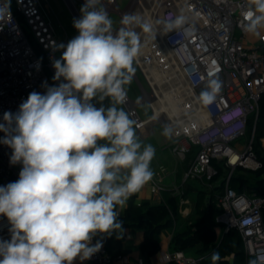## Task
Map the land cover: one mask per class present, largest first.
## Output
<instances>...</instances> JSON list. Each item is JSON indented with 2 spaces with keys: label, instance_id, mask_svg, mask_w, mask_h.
<instances>
[{
  "label": "built area",
  "instance_id": "built-area-1",
  "mask_svg": "<svg viewBox=\"0 0 264 264\" xmlns=\"http://www.w3.org/2000/svg\"><path fill=\"white\" fill-rule=\"evenodd\" d=\"M12 2L43 59L10 8L0 18V123L6 111H18L29 93L43 94L46 87L61 82L53 80V63L63 51L57 46L68 42L65 32L58 33L50 20L44 0ZM64 2L72 17L79 19L77 4L85 0ZM102 4L109 16H117L118 29L126 14L138 15L152 25L149 33L131 26L141 41L133 65L143 81L140 84L135 75L142 98L134 102L126 96L122 106L135 120L142 139L151 136L158 125L171 130L161 148L172 152L182 167L180 185L174 173L169 189L179 198L183 215L188 217L193 207L186 192L204 193L218 211L217 222L224 232L236 231L245 256L264 264V173L259 178L255 175L264 168V114L263 136L259 137L264 30L257 36L243 28L244 12L253 7L252 0H130L123 10L118 0H102ZM177 16H183L184 23L167 29L165 22ZM205 93L212 94L211 102L204 101ZM140 106L147 107L146 118L140 116ZM243 139L246 142L240 146ZM11 153V148L0 143V186L19 178L22 165L10 163ZM144 188L153 196L164 190L154 178ZM10 227L7 218L0 216V239L10 240ZM100 238L97 235L92 240V244L102 243L100 251L85 263L129 264L124 255L111 256ZM129 239L125 235L122 242ZM162 260L164 264L199 262L182 251L166 252ZM134 264L145 263L138 260Z\"/></svg>",
  "mask_w": 264,
  "mask_h": 264
},
{
  "label": "clouds",
  "instance_id": "clouds-1",
  "mask_svg": "<svg viewBox=\"0 0 264 264\" xmlns=\"http://www.w3.org/2000/svg\"><path fill=\"white\" fill-rule=\"evenodd\" d=\"M243 28L261 35L264 0H252ZM10 0L0 3V18ZM73 20L78 35L55 60L56 86L29 93L17 112L6 111L0 143L11 148L10 163L21 164L18 180L0 186V216L10 224V240L0 239V264H73L90 259L102 243L95 236L123 234L120 213L154 177L155 148L137 135L123 107L141 50L139 34L149 22L126 14L113 30L102 0H85ZM183 16L165 22L169 30ZM206 103L213 99L205 93ZM108 104L105 105V101ZM100 106L97 107L96 105ZM166 128L164 135H170ZM220 259L212 253V264ZM255 264V261H249Z\"/></svg>",
  "mask_w": 264,
  "mask_h": 264
},
{
  "label": "trees",
  "instance_id": "trees-1",
  "mask_svg": "<svg viewBox=\"0 0 264 264\" xmlns=\"http://www.w3.org/2000/svg\"><path fill=\"white\" fill-rule=\"evenodd\" d=\"M10 8L18 18L22 29L27 35L30 44L32 45L37 56L42 59V54L34 39L30 36L26 26L22 22L20 15L16 12L12 0H10ZM51 82L54 84L49 72H47ZM264 103L261 108V119L259 128L263 125ZM257 155L260 156L259 149L256 146ZM264 161V159H263ZM264 173L262 171L256 173V177H260ZM262 182V180H260ZM196 215L200 221L192 226L187 227L182 232L173 235L171 240L172 251H185L198 243L199 237H205L207 240L202 247L197 250L199 257L198 264H212V253L218 252L220 259L217 264H249V261L254 259L247 258L244 254L240 235L236 231L223 232L221 237L216 235V230L213 229V214L218 213L211 200L207 199L204 193H198L195 203ZM205 211L208 212V217L205 218ZM118 219L122 222L123 231L126 228H135L144 230L143 242L140 246V251L143 255L153 256L159 252L158 236L166 229L173 228L174 222L171 219L169 212L165 206L150 207L148 204L136 206L134 204V196L128 201V206L122 216ZM208 221L209 227L205 226ZM223 229V227H222ZM224 231V229H223ZM124 233L117 237L112 236L101 237V241L107 252L115 257L117 255H127V251L122 246V237ZM256 264V262H255Z\"/></svg>",
  "mask_w": 264,
  "mask_h": 264
},
{
  "label": "crops",
  "instance_id": "crops-1",
  "mask_svg": "<svg viewBox=\"0 0 264 264\" xmlns=\"http://www.w3.org/2000/svg\"><path fill=\"white\" fill-rule=\"evenodd\" d=\"M138 135V134H137ZM153 135V134H152ZM151 135V136H152ZM139 136V135H138ZM149 136V137H151ZM263 136V128L260 127V136ZM140 137V136H139ZM140 139H142L140 137ZM147 139V138H146ZM164 138L161 139L157 148H155V157L152 160L151 168L154 172V179L158 180L159 183L163 186L164 190L160 193V196H153L150 194L148 189L143 188L141 192L134 195V204L136 206L142 204H148L150 207H158L165 206L168 210L171 211L175 224L173 228L166 229L160 233L158 236L159 240V252L153 256L143 255L140 251V246L143 242L144 238V230L143 229H135V228H126L123 233L124 236L128 235L130 237L127 243L122 242L123 248L127 251L126 257L128 258L129 264H134L136 261L141 260L145 264H164L162 257L166 252H175L171 249V240L174 234L182 232L187 227L188 221L195 217V203L197 196L192 195L189 191L186 192L189 200L192 202L193 207H191V211L189 212V216L185 217L183 215L182 210L179 208V198L174 197L173 193L170 192V184L172 182V176L174 173H178L177 175V184L180 185V175L178 170V161L174 154L170 151H165L161 148V142ZM144 140V139H143ZM156 153H168L174 159V165L171 166L165 160L163 155H158ZM172 207V208H171ZM125 211V210H124ZM124 211L120 213L119 216L124 214ZM178 220V221H176ZM194 256L186 255L188 258H192L195 260H199L197 250L202 247L201 243L195 244L191 248H195ZM73 264H87L84 261H80L79 259L75 260Z\"/></svg>",
  "mask_w": 264,
  "mask_h": 264
},
{
  "label": "rangeland",
  "instance_id": "rangeland-1",
  "mask_svg": "<svg viewBox=\"0 0 264 264\" xmlns=\"http://www.w3.org/2000/svg\"><path fill=\"white\" fill-rule=\"evenodd\" d=\"M129 1L130 0H118L119 8L121 10H123L127 6V4L129 3ZM44 4L46 7L47 14H48L50 20L53 22L54 26L56 27V30L58 33L64 31L65 34L67 35L68 41L71 40L72 38H74L76 35H78L77 30L73 27L74 18L72 17V15H71L68 7L66 6L64 0H44ZM83 4H84L83 2H78V4H77V9L80 13V16H81L80 9H81ZM110 18L113 20V30H117L118 26H119V21H118L117 16L115 14H111ZM42 59H43V55H42ZM133 67H134V65H133ZM134 70L135 71H134V75L132 77V81L130 84L125 85V90H126L128 98L131 101L137 102V101H140L142 98V90H141L139 84L137 83L135 75L138 78L140 84L143 85V81H142V79H141V77H140V75H139V73L135 67H134ZM104 103H105V105H107L108 101L106 100ZM97 106L99 107L100 105L97 104ZM118 107H123V106L119 105ZM138 112L142 118H146L149 114L146 106H140L138 108ZM164 130L165 129L160 125L155 126L153 128V135L151 137H148L147 139H144V140L141 139V140L143 141L144 144H151L154 148H157L161 139L167 137L164 135ZM245 142L246 141L244 139L241 140L239 142L240 146L244 145ZM156 154L163 155V157L169 163V165H171V166L174 165V163H175L174 159L168 153H160V154L156 153ZM178 170L180 172L182 170V167L180 165H178ZM204 216H205V218L208 217L207 211H205ZM217 218H218V213H214L213 214V221H214L213 229L216 230L215 231L216 235L218 237H221V235L223 234L224 231L222 229V225H220L217 222ZM176 221H178V220H176ZM199 221H200V218L195 214V217L192 218L190 221H188L187 227L195 225ZM205 226L209 227L208 221H206ZM206 240L207 239L205 237H199L198 243L204 244L206 242ZM195 250H196V247L195 248H189V249L183 251V253L185 255H190L191 252H194ZM188 253H190V254H188ZM190 256L191 257L194 256V253L191 254Z\"/></svg>",
  "mask_w": 264,
  "mask_h": 264
},
{
  "label": "water",
  "instance_id": "water-1",
  "mask_svg": "<svg viewBox=\"0 0 264 264\" xmlns=\"http://www.w3.org/2000/svg\"><path fill=\"white\" fill-rule=\"evenodd\" d=\"M11 182H14V181H11Z\"/></svg>",
  "mask_w": 264,
  "mask_h": 264
}]
</instances>
